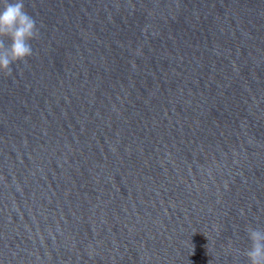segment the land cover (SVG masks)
Segmentation results:
<instances>
[{
	"label": "water",
	"instance_id": "water-1",
	"mask_svg": "<svg viewBox=\"0 0 264 264\" xmlns=\"http://www.w3.org/2000/svg\"><path fill=\"white\" fill-rule=\"evenodd\" d=\"M25 10L33 56L0 74V264H250L264 0Z\"/></svg>",
	"mask_w": 264,
	"mask_h": 264
},
{
	"label": "clouds",
	"instance_id": "clouds-1",
	"mask_svg": "<svg viewBox=\"0 0 264 264\" xmlns=\"http://www.w3.org/2000/svg\"><path fill=\"white\" fill-rule=\"evenodd\" d=\"M39 37L35 18L25 10V0H0V74L11 76L14 64L31 58L32 42ZM247 231L252 242L246 253L250 264H264V230L249 227Z\"/></svg>",
	"mask_w": 264,
	"mask_h": 264
}]
</instances>
